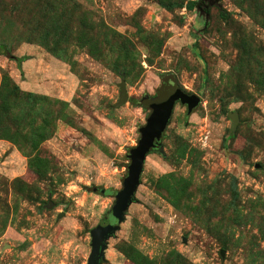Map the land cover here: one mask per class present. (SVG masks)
<instances>
[{
	"label": "rangeland",
	"instance_id": "374dc122",
	"mask_svg": "<svg viewBox=\"0 0 264 264\" xmlns=\"http://www.w3.org/2000/svg\"><path fill=\"white\" fill-rule=\"evenodd\" d=\"M1 45L0 264H87L170 73L200 104L102 264H264V0H0Z\"/></svg>",
	"mask_w": 264,
	"mask_h": 264
},
{
	"label": "water",
	"instance_id": "95a60500",
	"mask_svg": "<svg viewBox=\"0 0 264 264\" xmlns=\"http://www.w3.org/2000/svg\"><path fill=\"white\" fill-rule=\"evenodd\" d=\"M119 89V102L115 108H119L128 101L125 81L121 80ZM176 104L184 106L186 115L189 116L200 104V98L195 94L185 93L177 83L174 74L171 73L162 77V86L156 97L151 98L145 95L142 98L141 105L149 111V114L145 124L138 130L139 138L136 146L128 151L127 174L122 179L121 189L114 196L111 215L116 224L111 225L104 220L91 230V252L87 264H102L107 241L119 229V224L125 220V214L135 199L146 158L152 152H163L162 141ZM231 116H233L231 120L236 121L237 117ZM233 124L235 127L236 122ZM100 193L104 194V189H101ZM51 205L49 204L47 208Z\"/></svg>",
	"mask_w": 264,
	"mask_h": 264
},
{
	"label": "trees",
	"instance_id": "16d2710c",
	"mask_svg": "<svg viewBox=\"0 0 264 264\" xmlns=\"http://www.w3.org/2000/svg\"><path fill=\"white\" fill-rule=\"evenodd\" d=\"M194 7H195V4L194 3H191V4H189L188 5V8L187 9H189V10H193L194 9ZM5 51V47L4 46H0V53L1 54H3V53H6L7 54V52H4ZM28 96H30V97H34L36 94H32V93H28L27 94ZM5 97H7V96H5ZM4 97V98H5ZM2 99V98H1ZM4 100H6V98L4 99ZM144 107V106H143ZM145 108V107H144ZM109 216H108V220L110 221V222H115V219L112 217V215L111 214H108Z\"/></svg>",
	"mask_w": 264,
	"mask_h": 264
},
{
	"label": "flooded vegetation",
	"instance_id": "af4514ba",
	"mask_svg": "<svg viewBox=\"0 0 264 264\" xmlns=\"http://www.w3.org/2000/svg\"><path fill=\"white\" fill-rule=\"evenodd\" d=\"M105 220H107V222L110 223V222L108 221V219H105ZM115 223H116V221L113 222V223H110V224H111V225H114Z\"/></svg>",
	"mask_w": 264,
	"mask_h": 264
}]
</instances>
